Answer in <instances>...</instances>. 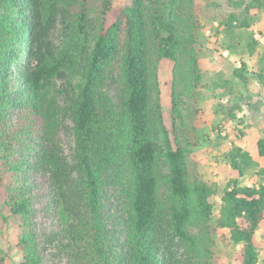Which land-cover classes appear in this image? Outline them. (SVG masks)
I'll return each mask as SVG.
<instances>
[{
	"label": "trees",
	"instance_id": "obj_1",
	"mask_svg": "<svg viewBox=\"0 0 264 264\" xmlns=\"http://www.w3.org/2000/svg\"><path fill=\"white\" fill-rule=\"evenodd\" d=\"M102 1L95 17V0H0V233L12 222L21 264H42L35 217L45 198L59 227L46 238L73 264H199L212 243L217 192L192 182L179 130L182 97H193L204 77L193 0ZM227 2L245 14L232 13L230 28L264 11V0ZM115 61L121 72L113 92L108 71ZM246 68L235 77L246 80ZM160 69L167 106L152 100ZM50 85L57 87L51 97ZM233 119L235 108L215 127L218 136ZM68 131L71 159L61 138ZM257 148L261 166L242 147L232 150L238 176L257 165L260 182L231 179L217 220L242 246L241 264H264L257 241L264 138ZM7 258L0 246V264Z\"/></svg>",
	"mask_w": 264,
	"mask_h": 264
},
{
	"label": "rangeland",
	"instance_id": "obj_2",
	"mask_svg": "<svg viewBox=\"0 0 264 264\" xmlns=\"http://www.w3.org/2000/svg\"><path fill=\"white\" fill-rule=\"evenodd\" d=\"M102 0H95L94 16L102 10ZM149 4V3H148ZM196 18V46L203 68V81L193 97L183 95V124L180 125V136L189 147L187 165L192 182L202 181L216 189L213 198L214 214L210 223L212 243L210 249L203 251L198 257L199 264H241L242 246L234 245L230 233L218 227L217 220L222 207V196L231 179H238L243 186H252L260 182L255 165L245 169L242 177L234 170L231 162V152L236 146L251 153L256 162L263 163L258 156L257 142L264 138V43L256 40L255 35L264 38V11H254L247 17V26L236 22L229 27V18L236 13L239 19L245 14L233 9L227 0H193ZM253 40L257 45H253ZM25 56H27L25 54ZM246 63V80L234 75V71ZM24 68L31 63L22 62ZM18 75V68L13 70ZM112 78L111 91L119 88L120 66L115 61L108 71ZM230 82L229 86L225 82ZM60 86V81L55 82ZM55 85L46 89L51 97ZM56 87V88H57ZM108 88V86L106 87ZM152 100L155 105H169V92L166 88V78L162 69L154 75L152 81ZM179 90L183 91L182 86ZM235 108L237 119L230 120L218 136L215 127L224 123L227 110ZM70 128V121L66 122ZM65 154L71 159L74 153V139L69 131L61 135ZM46 191H42L44 195ZM49 199L42 198L36 204L35 224L40 243L42 264H73L69 255L57 244L46 238L58 230L56 216L47 210ZM1 208V206H0ZM1 222V219H0ZM191 232L198 234L197 228L191 227ZM260 261L264 263V223L257 235ZM17 229L10 222L3 226L0 233V246L8 255L7 264H21V254L16 249ZM179 254V253H178ZM180 259V257H178ZM177 261L180 263L181 260Z\"/></svg>",
	"mask_w": 264,
	"mask_h": 264
},
{
	"label": "built area",
	"instance_id": "obj_3",
	"mask_svg": "<svg viewBox=\"0 0 264 264\" xmlns=\"http://www.w3.org/2000/svg\"><path fill=\"white\" fill-rule=\"evenodd\" d=\"M255 38H256L257 41H259L261 43H264V38L260 34H256Z\"/></svg>",
	"mask_w": 264,
	"mask_h": 264
}]
</instances>
